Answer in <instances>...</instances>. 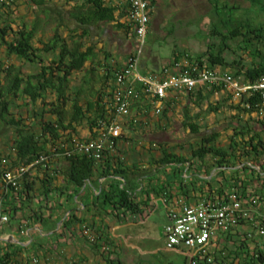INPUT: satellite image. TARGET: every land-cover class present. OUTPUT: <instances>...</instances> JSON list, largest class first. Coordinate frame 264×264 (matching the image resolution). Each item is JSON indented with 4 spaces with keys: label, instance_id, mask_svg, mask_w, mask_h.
<instances>
[{
    "label": "trees",
    "instance_id": "1",
    "mask_svg": "<svg viewBox=\"0 0 264 264\" xmlns=\"http://www.w3.org/2000/svg\"><path fill=\"white\" fill-rule=\"evenodd\" d=\"M28 1L41 9L47 0ZM75 1L76 4L69 15L78 26L77 29L81 30L78 40L69 36L71 38L69 45L56 29L50 39L37 40L41 47L34 45L37 34L35 23L30 27L22 25L15 29L11 26V22L4 19L6 9H9L10 5L0 6V47L3 48L6 57L15 56L20 60L40 65L35 73L27 75H23L19 68L11 64L0 66V73L4 74L3 80H0V122L12 132L8 150L3 155L0 154V201L3 211L11 219L18 218L19 213L41 219L42 208L45 206L41 203L44 199H48L49 195L63 196L64 193L66 194L65 190L69 188L72 193L67 196L72 199L87 182L94 188V192L91 203L85 204V209L86 211L90 210L89 208L94 209L99 217L119 211L123 214L141 216L145 209L153 207L154 198L162 199L167 206H173L171 201L179 198L185 200L180 204L188 205L198 199L221 202L230 192L237 194L238 198L246 203L251 202V198L255 197L263 199L264 136L256 129V125L260 124L264 130V117L257 116L256 104L260 101L258 94L244 97L236 106H230L240 110L241 115L248 116L247 119L241 118L240 114L232 116L236 122L232 125V134L225 147L217 144L216 139L219 136L217 133L203 134L195 146H189L190 153L187 158L179 152H174L166 143H159L147 150L150 154L148 168L144 167L142 161L133 159L130 162L128 157L126 158L130 139L124 136L123 131L114 139V148L105 150L98 161L88 154L71 148L72 139L78 138L77 127L85 125L89 130L86 138L78 139L93 140L98 137L101 127L104 128L117 119L112 108L113 90L110 85H108L110 91H106L107 87L103 86L113 80L114 73L123 67L116 62L94 65L96 54L93 47L87 46L83 49L79 39L88 34L91 26L99 24H111L117 30L122 29L130 36H134L133 27L124 19L127 14L126 6L120 7L118 2L111 0ZM155 1L149 0L151 7ZM247 1L249 5L241 9L231 5L227 0H210L208 29L210 41L206 51L193 57L183 52H174L172 59L163 66L172 65L180 58H187L200 64L228 70L234 77H240L244 82H253L264 75V55L258 50L249 52L251 57L248 63L242 62L240 58L227 61L222 56L227 41L237 40L244 48L252 46V40L261 39L260 42L264 43V0ZM215 38L220 39L218 49L212 42ZM46 55H51V58H46ZM89 64L91 66L87 68ZM102 66H105V74L100 77L103 82L100 89L85 96V90L81 86L70 90V79L73 74L79 72L93 74L97 67ZM82 82L87 83L85 79ZM220 89L217 86H210L198 87L187 92L169 93L161 113L166 116L171 103L181 94L188 104L200 110L202 103L208 100L214 91ZM136 92L139 97L134 98L132 103L137 101L145 103L144 108L137 109L135 115H139L151 106L140 87H136ZM226 94L230 99L229 94ZM50 95L52 98L48 100ZM17 100L23 101L22 106H29L27 113H31L23 115L20 111L13 112V108L20 107L16 104ZM37 103H39L38 110V107L35 108ZM205 110L217 113L218 106L207 104ZM197 115L191 118L187 114V106L184 107L183 125L195 134L200 130V126L194 121ZM135 119L134 115L130 114L128 120L132 128L145 125V122ZM133 151L141 153L137 145ZM41 156L47 159L35 165L33 169H36V174L32 175L33 169L26 171L16 188L6 185L2 180V175L7 169L28 166ZM2 160L7 162L3 163ZM165 166H170V170L152 173L153 167L159 169ZM186 166L191 171L192 177L198 175L200 169H204V174L209 175L210 170L216 168L218 173L215 185L204 180V184L198 186L193 178L188 184L179 181ZM167 172L169 178L165 175ZM160 173L164 175L163 178L157 175ZM59 177L62 182L58 184ZM94 177L104 179L99 189L93 184ZM37 197L43 199L37 203V209L31 208ZM65 212L63 210L60 213L59 220ZM85 221V218L71 213L64 218L59 232L64 231L65 228L84 224ZM93 238L91 241L93 246L103 245L99 243L97 236ZM240 244L246 247L247 243L245 240H240L239 246ZM226 249L224 246L218 254L213 253L212 263L200 264H235L233 259L223 254ZM36 254L37 252H34L33 258H37ZM9 255L10 253L1 252L0 264H17L12 262ZM235 255L239 259L237 264L264 263V256L260 252L249 255L250 258L244 259L243 262L239 252Z\"/></svg>",
    "mask_w": 264,
    "mask_h": 264
},
{
    "label": "rangeland",
    "instance_id": "2",
    "mask_svg": "<svg viewBox=\"0 0 264 264\" xmlns=\"http://www.w3.org/2000/svg\"><path fill=\"white\" fill-rule=\"evenodd\" d=\"M9 9H6L4 19L11 22L13 28L25 25L30 27L35 23L36 26V41H46L51 38L53 32L57 29L59 34L65 38L70 45L73 36L78 40V35L81 33L77 29L76 23L71 19L69 13L76 4L75 0H47L45 6L41 9L32 5L28 0H10ZM222 1V0H221ZM231 5H236L241 9L246 8L249 3L247 0H227ZM150 15V22L147 33L144 37V45L139 59L140 70L153 72L159 70L161 66L165 65L172 59L174 52H183L190 56H196L206 51V46L209 43L208 29H209V12L211 10L210 0H156L152 6ZM77 31H74V30ZM73 31V32H72ZM79 41L83 45V49L87 46H92L96 54L94 65L114 64L115 62L124 66L137 48V41L134 36H130L124 30H117L111 24H99L90 27L86 36H81ZM261 39L252 40L253 45L250 47H243L236 41H227L222 50V56L227 60L233 59L242 62H250V53L253 50H258L261 55H264V43ZM216 49L220 46V39L212 40ZM47 56V57H46ZM43 56V58H51V55ZM11 64L19 68L23 74L35 73L40 65L20 60L15 56L6 57L3 48L0 47V66ZM88 64V62H87ZM90 64L87 68H90ZM105 66L97 67L93 74L77 73L73 74L70 79V90L75 87H82L84 96L90 94L92 91L98 90L102 87L103 82L100 77L105 74ZM4 74L0 73V80L2 81ZM87 83H83V80ZM73 88V89H72ZM69 90V91H70ZM171 103V107L166 116L162 113L156 114L152 108H147L145 111L141 110L139 115H135L137 109H133L132 115L137 121L145 122L148 125V132L141 135V138H136V135L129 138L128 150L126 158L128 160L136 159L134 153L135 144L146 152L150 147L154 148L159 143H166L174 152H179L184 157H189L190 145L195 146L199 142L203 134L217 133L219 136L216 139L218 145L225 147L228 143L229 136L232 134V125L236 122L232 118L235 114H240L235 108L232 99L227 98V94L223 90H216L211 94L207 100L209 104L218 106L217 113H210L204 111L205 102L199 110L197 118L194 121L200 126L198 134L190 132L188 128L183 125L184 122V107L187 106V114L195 116L196 108L187 103V100L181 95ZM52 95L48 96L51 100ZM22 100H17L19 108H13V112L20 111L23 115H28L27 108L29 106H22ZM143 104H145L143 102ZM142 104V105H143ZM189 105V106H188ZM39 103L35 104V108ZM34 108V106H33ZM39 107L37 108V110ZM32 111V110H31ZM145 112V114H144ZM195 112V113H194ZM248 116V115H247ZM246 115H240L241 118L247 119ZM255 117V115H252ZM258 117H263L258 114ZM257 116L255 118H257ZM129 119L123 118V120ZM122 121V119H121ZM119 120V123H121ZM129 124V121H128ZM142 126V125H141ZM140 126V127H141ZM138 127V125H137ZM138 127V128H140ZM261 125H256L257 130H261ZM123 130V134H124ZM12 132L10 128L0 122V154L3 155L8 150L9 138ZM263 135V133H261ZM125 136V135H124ZM128 136V135H127ZM264 136V135H263ZM126 137V136H125ZM128 138V137H127ZM134 140V142H133ZM141 141L140 144H137ZM187 154V155H186ZM142 156V155H141ZM143 158L145 156H142ZM142 158V160H143ZM164 223V215L157 211L152 214L146 222V226L141 227L142 233L133 234L134 246H164V239L161 233V227ZM180 259L175 264H183ZM226 254V251H225Z\"/></svg>",
    "mask_w": 264,
    "mask_h": 264
},
{
    "label": "crops",
    "instance_id": "3",
    "mask_svg": "<svg viewBox=\"0 0 264 264\" xmlns=\"http://www.w3.org/2000/svg\"><path fill=\"white\" fill-rule=\"evenodd\" d=\"M108 85L110 87L112 86V80L103 86L104 88L107 87L106 91H110ZM204 102L206 109L209 103H207V100ZM231 103H234L236 106L239 101H231ZM142 104V101L133 102L130 106V114L132 115L131 110L133 109L144 108L145 106ZM239 111L237 110V112ZM198 112L199 110L196 108L195 115ZM121 119V130H124V135L128 138L133 137V135H136V138H141V135H145L148 132V125H138V127H141L138 128L135 126L132 128L128 124V119ZM76 131L78 138H86L89 134V130L85 125L77 127ZM259 131L264 135L263 127ZM135 142L134 144L136 146ZM140 142L138 141L137 144H140ZM140 151V154L134 151L136 155L135 160L142 161L144 167L148 168L149 165L147 162L150 154L147 151H142L141 148ZM141 155L145 157L143 158ZM128 161L131 162V160ZM164 170H170V166L159 169L153 167L152 173L155 174L158 171L161 172ZM203 170L200 169V173L192 177L191 171L186 166L183 169L179 181L188 184L189 180L193 178L192 180L196 181V185L198 186L204 184V180L215 185L214 182L218 170L212 168L209 175H205ZM33 174H36L35 170L32 172ZM157 175L161 178L164 177L162 173ZM165 175L169 178L168 172ZM103 180V178H93V184L97 189H99ZM61 182L62 179L59 177L57 183L59 184ZM65 192L66 194L64 193L63 196L49 195L48 199L42 201L41 204H45V206L42 208L41 219H34L33 216L29 217L27 214L21 215V213L15 219H11L9 216L8 222L0 225V253H10L9 258L17 264H27L33 259L34 252H37L36 255L39 264H175L178 258L180 259L179 253H181L183 264H190L191 252L182 247L167 248L163 233L164 226L170 221L168 214L169 208H178L180 203L185 201L184 199V201L180 198L178 200L173 199L171 201L173 206H167L162 199L154 198L152 199L153 207L145 209L141 216L123 214L119 211L112 215L99 217L96 215L97 212L94 209L89 208L90 210L88 211L85 209V204L91 203L93 199L92 193L94 192V188L90 187L88 182L72 199H69L67 196V194L72 193V190L69 188ZM42 199L43 197L35 198L31 208L37 209V203ZM63 210L66 212L59 220L58 218ZM157 211L162 212L164 215V223L161 227L164 246H134L133 234L138 235L142 233L141 227L146 226L149 217ZM71 213L85 218V223L65 228L64 231L59 232L64 218ZM252 219L250 222H242L238 227L227 232V234H219L213 240L211 253L218 254L225 246L227 248L225 250L226 254L225 252L223 254L230 257L231 260L233 259L235 264L239 262L238 256L235 257V253L237 252L240 253L239 256L242 262L244 259H249V255L256 254V252H260L264 256V235L256 234L258 227L264 229V208H260L258 211L255 210L252 214ZM252 221L254 224H252ZM85 230H88L91 236H97L99 243H103V245L93 246L89 238L85 235ZM247 233H251L252 237L247 238ZM240 240L246 241V247L241 244L239 246ZM229 251H233L234 253L229 254Z\"/></svg>",
    "mask_w": 264,
    "mask_h": 264
},
{
    "label": "built area",
    "instance_id": "4",
    "mask_svg": "<svg viewBox=\"0 0 264 264\" xmlns=\"http://www.w3.org/2000/svg\"><path fill=\"white\" fill-rule=\"evenodd\" d=\"M107 1V0H104ZM126 6L124 19L133 27L137 41L136 51L126 61L119 71L114 73L112 80V108L116 120L104 128L101 127L98 137L93 140L73 138L71 148L74 151L88 154L95 160H100L105 150H112L115 138L121 135V125L118 120L130 116V106L134 98H138L136 87L148 98L150 108L160 114L165 107V99L170 93L187 92L198 87L217 86L229 94L233 101L258 94V114L264 117V75L253 82H244L240 77H234L228 70L219 67L200 64L199 62L180 58L172 65L163 66L154 72L143 74L139 68V59L147 33L152 7L149 0H111ZM10 4V0H0V6ZM248 107V106H247ZM136 120V119H135ZM47 158L41 156L28 166L7 169L2 180L6 185L15 187L23 174L32 170L36 164ZM6 163V160H2ZM36 170V169H35ZM34 171V169H33ZM183 203V202H182ZM264 208V198H251L244 202L234 192L219 201L198 199L192 204H180L178 208H169L170 221L163 228L165 246L167 248L182 247L191 252L190 264L212 263L211 253L213 240L221 233H227L238 227L242 222L251 221L255 210ZM9 215L3 211L0 201V225L8 222ZM252 224L254 222L252 221ZM89 241H93L88 230L84 231ZM257 235H264V229L258 227ZM247 238L252 234L247 233ZM27 264H39L37 258Z\"/></svg>",
    "mask_w": 264,
    "mask_h": 264
}]
</instances>
